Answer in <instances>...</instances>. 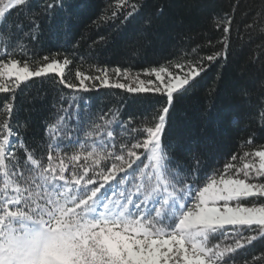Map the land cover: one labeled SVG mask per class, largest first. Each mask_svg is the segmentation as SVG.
<instances>
[{
    "label": "snow or ice",
    "instance_id": "obj_1",
    "mask_svg": "<svg viewBox=\"0 0 264 264\" xmlns=\"http://www.w3.org/2000/svg\"><path fill=\"white\" fill-rule=\"evenodd\" d=\"M124 7L130 8L125 20L138 11L136 3L119 0L117 10L102 19L114 20ZM13 8L28 18L27 26L9 22ZM69 8L65 0H42L39 10L28 11L29 0H0V49L7 57L0 58V93L12 94L3 104L9 118L20 85L50 74L54 83L59 78L65 88L77 91H89L85 81L95 80L129 93L157 94L164 102L135 127L130 126L131 117L128 124L118 120L117 109L103 126L94 124L95 131L87 133L90 143L69 139L61 144L56 134L65 117H59L45 129L51 137L47 164L5 119L0 124V264H234L233 253L264 238V144L244 152L239 158L242 166L228 163L209 174L201 168L204 153L199 143L187 150L191 161L184 164L171 145L162 143L176 99L208 67L227 60L231 18L223 28L221 49L196 60L180 62L181 56L174 64L170 61L176 71L168 64L153 67L143 75L154 79L145 81L131 69H111L116 77L130 81L125 84L110 80L107 67H98L101 75L94 77L77 70V86L64 79L72 63L67 56L60 60L45 55L37 66H30L32 45L43 35L42 23L49 25L54 37L70 35L71 19L58 20ZM14 52L26 59L15 58ZM241 95L245 97L246 91ZM70 106L77 109L79 121L80 104L73 101ZM114 123L119 132L104 130ZM121 132L142 138L132 137L134 143L121 140L117 148ZM252 142L249 138L246 144ZM18 147L23 159L15 155ZM65 147L81 151L66 160L59 155ZM228 239L234 243L222 246Z\"/></svg>",
    "mask_w": 264,
    "mask_h": 264
},
{
    "label": "trees",
    "instance_id": "obj_2",
    "mask_svg": "<svg viewBox=\"0 0 264 264\" xmlns=\"http://www.w3.org/2000/svg\"><path fill=\"white\" fill-rule=\"evenodd\" d=\"M41 3L42 0H29L28 11L39 10ZM65 3L70 8L58 20L71 19L70 35L54 37L49 25L42 23L43 35L39 43L32 45L35 55L30 66H37L45 55H56L60 60L67 56L72 63L65 69L64 79L77 86L80 83L77 70L94 77L101 75L98 67H107L109 71L120 67L131 69L132 73H144L168 64L170 70L176 71L170 61L174 64L181 56L180 62L196 60L221 49L223 28L230 17L227 60L208 67L176 99L166 118L162 143L171 145L180 164L190 163L187 150L199 143L204 153L201 168L209 174L223 170L228 163L242 166L244 161L239 158L244 152L264 144V115L261 114L264 113V0H128V4H137L138 11L127 20L124 16L130 10L128 7L120 8L114 20L102 19L117 10L119 0H65ZM11 12L10 23L28 25L24 14L18 15L15 8ZM193 49L197 52L193 53ZM13 56L22 61L26 59L19 52ZM0 58H7L2 49ZM53 77L50 74L22 83L16 90L11 118L3 104L12 94L0 93V124L8 119L44 164H47L51 140L45 129L59 117H65L56 134L61 144H68L69 139L90 143L92 138L87 133L95 131L94 124L103 126L117 109L118 120L128 124L131 117L130 126L135 127L142 119L151 118L164 102V97L157 94L129 93L101 86L95 80L85 81L89 91H77L65 88L58 82L59 78L54 83ZM93 84L96 87H91ZM242 91H246L245 97ZM73 101L82 109L79 121L77 109L70 106ZM108 129L119 132L116 123L104 128ZM138 135L142 138V134L132 133L130 137L121 132L116 137L117 148L121 140L134 143L132 137ZM249 138L253 142L246 144ZM80 151L79 147H65L59 155L67 160V156ZM23 154V149L18 147L15 155L23 159ZM53 155H57L55 151ZM233 155L237 156L236 161L231 159ZM221 243L223 246L234 240ZM232 257L234 264H264V238L238 249Z\"/></svg>",
    "mask_w": 264,
    "mask_h": 264
},
{
    "label": "rangeland",
    "instance_id": "obj_3",
    "mask_svg": "<svg viewBox=\"0 0 264 264\" xmlns=\"http://www.w3.org/2000/svg\"><path fill=\"white\" fill-rule=\"evenodd\" d=\"M133 74H135V73H133ZM109 78H110V80H112L113 82H115L117 79H119V82H122V83H125V84L130 83V81L124 80L122 77H116L115 74L112 73L111 71H109ZM140 79H143V80L147 81V80H149V79H152V77L145 76V75H143V73H140ZM153 79H154V78H153ZM132 86L135 87L134 84H133Z\"/></svg>",
    "mask_w": 264,
    "mask_h": 264
}]
</instances>
